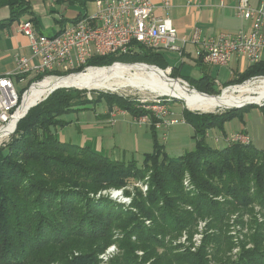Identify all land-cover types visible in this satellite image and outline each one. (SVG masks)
I'll return each instance as SVG.
<instances>
[{
	"label": "trees",
	"instance_id": "16d2710c",
	"mask_svg": "<svg viewBox=\"0 0 264 264\" xmlns=\"http://www.w3.org/2000/svg\"><path fill=\"white\" fill-rule=\"evenodd\" d=\"M73 1L83 9L94 0ZM82 9L71 22L85 15ZM1 10L8 13L5 21L0 20L1 28L28 16L41 32L28 0H0ZM68 21L62 17L57 24ZM116 62L170 67L165 54L147 49L94 58L89 64L108 67ZM172 74L180 77L175 68ZM256 76H264V62L250 66L237 82ZM184 80L202 93L215 91L209 74ZM101 101L109 112L120 108L133 118L146 113L117 94L88 99L78 89L61 88L32 107L10 141L0 146V264H100V254L112 244L118 245L120 254L109 264H264V222L252 220L254 232L239 244L234 257L238 244L229 234L228 221L238 214L237 222L243 223V215L252 214L254 205L264 210V149L253 144L216 149L205 143L210 130L224 132L239 115L184 111V121L195 132L196 150L171 159L155 140L154 152L138 165L58 139L57 128L68 125L63 115L89 105L94 108ZM258 108L264 117V106ZM186 174L196 191L184 190ZM139 183L148 185L145 193ZM112 188L133 197L132 210L106 197L95 198ZM220 196L223 202L217 200ZM200 220L207 221V233L196 252L191 247L181 252L167 242V237L178 239L185 232L191 240ZM138 251L144 253L142 258Z\"/></svg>",
	"mask_w": 264,
	"mask_h": 264
},
{
	"label": "built area",
	"instance_id": "2783aa9c",
	"mask_svg": "<svg viewBox=\"0 0 264 264\" xmlns=\"http://www.w3.org/2000/svg\"><path fill=\"white\" fill-rule=\"evenodd\" d=\"M160 1L163 8L168 10L173 0ZM155 2L156 0H95L93 12H86L79 21L66 24L53 36L37 31L30 20L20 21V30L30 41L32 56H16L15 70L0 76V146L8 143L14 136L18 123L31 109L30 107L25 110L26 101L43 84L85 75L91 70L109 68L90 65L89 62L94 58L135 55L141 49H147L156 53H176L183 59L186 49L192 45L200 47L203 62L212 67H229L235 58L251 65L264 62V0L257 6L252 5L251 0H238L236 16L243 22H251V27H243L236 33H220L209 39L198 28H194L187 36H180L171 19L155 16ZM116 65L122 64L116 62L113 66ZM172 71L170 67L166 69L168 75ZM238 77L235 74L234 80L237 81ZM263 80V76L253 77L243 84ZM177 81L189 88V83L184 79L178 78ZM213 83L215 88L224 87L219 80ZM233 87L240 86L231 85L223 89V92ZM54 91L44 93L33 106L41 103ZM118 112L120 111L117 108L110 112L111 124H115ZM157 118L160 122L156 124V129L179 124L178 119H164L162 116ZM134 119L138 125L152 124L149 115ZM221 141L228 146H247L251 144V137L245 132H235L215 139L217 145ZM184 183L187 190L192 189L189 175H186ZM144 186L145 193L148 186ZM122 191L113 192L114 198L122 199ZM128 201L131 202L130 199ZM147 224L150 225V221ZM206 225L207 222L200 221L199 230ZM199 235L202 234L194 236L195 247H191L192 251L201 244ZM186 240L187 236L182 242ZM117 250V246H113L102 253L100 264H106ZM138 255L142 256L143 252H138Z\"/></svg>",
	"mask_w": 264,
	"mask_h": 264
},
{
	"label": "rangeland",
	"instance_id": "374dc122",
	"mask_svg": "<svg viewBox=\"0 0 264 264\" xmlns=\"http://www.w3.org/2000/svg\"><path fill=\"white\" fill-rule=\"evenodd\" d=\"M53 1V2H52ZM62 1V0H61ZM32 6L35 5L38 10H48L50 5L53 6L57 12H61V15L63 17H66L69 19V21L66 24L71 23L73 19H75L79 12L81 11V7H79V4L77 2H74L73 0H63L61 4H58L55 0H30ZM252 5H255L258 1L252 0ZM254 3V4H253ZM63 5V6H62ZM257 6V5H256ZM65 7L64 12L61 10ZM94 9V3L89 1L85 7H83L82 12L85 14L86 12L90 13ZM60 10V11H58ZM89 10V11H88ZM4 13V10L0 11V16ZM53 16L56 18L55 13H53ZM48 18L50 19V26L53 25L51 30H46V34L49 36H53L54 31L56 30L54 19L48 15ZM26 17H23L21 20L24 21ZM51 28V27H50ZM54 28V29H53ZM0 27V31H1ZM188 51L192 50V58H189L188 56L181 59L176 53H164L165 57L170 65V67H173L177 70H179L180 77H175L172 73L170 75H165V77L169 78L171 81L175 80L177 81L178 78L186 79L187 77H193L198 78L199 75H202V69L200 67H197V63L195 62V59L197 58V52L193 50L191 47L187 48ZM188 51L186 53L188 54ZM121 63V62H118ZM122 65H135V64H145V63H127L122 62ZM114 65V64H113ZM112 65V66H113ZM148 65V64H147ZM154 66V65H151ZM111 67V66H109ZM157 67V66H155ZM159 68V67H157ZM162 70L163 72H166V69L159 68V70ZM227 74L225 70H220V68H214L210 72L212 73V76L217 77V75L221 74ZM226 76V75H225ZM256 77H262V76H256ZM264 77V76H263ZM222 78V77H221ZM251 79V78H250ZM238 81V80H237ZM235 82L231 85L236 86H246L245 84ZM248 81V80H247ZM253 84V83H251ZM182 85V84H179ZM229 86H224L223 89L228 88ZM187 91H189L190 94H199V90H197L196 86L189 83V88L182 85ZM20 88V87H19ZM215 91L212 93H204L208 96H223V89L221 87L214 88ZM82 91V94L85 98L92 99L98 97L101 93H112L117 94L120 96H123L125 98H128L132 100L135 104H137V108L141 109L142 111L146 112L140 116H136L134 118H140L145 115L151 116V126H154L156 129V124L160 122V119L157 118L162 116L164 119H178L179 124L163 128V129H156V133L154 134V131L151 126L148 125H138L134 122L133 117L130 114H122L120 113L122 109L117 108L120 112L116 114V124H111V117L110 116H103V109L106 107L105 101H101L96 107H94L95 111H91L87 113H80L76 111H70L66 113L64 118V121L69 123L72 120V125L68 126L62 133L60 132V128H58V139L63 143H70L73 145L80 146L81 144L85 146V141L91 142L92 146L91 148H95L93 146L103 147L104 154L108 155L112 159L121 160V162L129 163V162H137L138 165H142L145 160V156L148 154H152L155 149V140L158 142L159 146L164 150V152L168 155L171 159H178L183 157L186 153L193 152L196 150L197 145V139L195 137V132L191 125L187 124L184 121L183 118V112L187 111L192 114H206V115H216V116H227L230 113H237L239 115L237 118L229 121L225 126V131L230 132L233 129H238L240 126H243L245 122L251 126V134L254 136V146H256L259 149H264V117L261 112V110L258 108V105H249L245 106L243 108L237 109V106L230 109H224V110H217L212 113H203V112H194L187 108L186 104L180 100L173 99L171 96H158L157 92L147 87H141L140 85H130L126 86V88H120L115 90H87V89H78ZM197 91V92H196ZM199 92V93H198ZM245 101V99H242ZM44 101V100H43ZM247 104H262L264 103V97H259L258 95H254L247 99L245 102ZM244 103V104H245ZM36 106V105H35ZM258 106V107H257ZM34 107V106H33ZM93 107V106H92ZM263 107V106H262ZM32 108V107H31ZM78 109V108H77ZM76 110V109H75ZM97 115V116H96ZM99 116V120L97 117ZM91 119L94 121H99V124L91 125L88 124V122H91ZM220 129H214L213 132L207 133L205 138V143L216 149H222L228 145H225L224 141H221L220 145H217L215 142L216 138L226 137L221 135ZM247 134V133H246ZM156 135V138H155ZM229 136V135H228ZM251 144H252V138H251ZM6 145V144H5ZM3 145V146H5ZM225 145V146H224ZM2 146V147H3ZM189 175V174H186ZM186 175L183 178V187L186 192H194L196 191L192 178V189H188L185 186V178ZM142 188L143 186H148L147 184H137ZM132 189V188H131ZM117 189H107L102 190L99 192L95 198L98 199V195H101V197H106L118 205H122V207H125L127 209H131L132 204V196H125L124 190L122 191V199L120 198H114V195L112 194L115 191H121ZM148 190V189H147ZM144 192V191H143ZM226 198V197H225ZM126 199V201H125ZM127 199H130L131 202H127ZM218 201L223 202V197H218ZM132 210V209H131ZM187 210L192 211L191 207H187ZM250 210H253V213H246L243 215V223H238L236 218L238 219V214H234L230 217L229 221V234L232 235V238L234 240L235 248L232 252V256H236L237 253H239L240 250V243L245 240L246 237L251 235V232H254V226L252 225L253 219H258V222H264V210L261 208V206L254 205L251 207ZM233 217H236L233 219ZM201 222H207L206 220H200ZM199 221V223H200ZM198 223V225H199ZM146 226H150L147 224ZM254 227L253 229L251 227ZM207 231V225L202 230H199V226L197 228V231L195 232L194 236L198 233L202 234L199 235L200 239L199 244L201 241V244L196 248V252L202 245L205 232ZM207 233V232H206ZM187 236L188 240L185 242L183 241V238ZM194 236L191 240H189V234L187 232L183 233L178 239H172V237H167V242H171L172 245L178 246L180 251L183 252L186 247H195L194 243ZM203 236V237H202ZM236 239V240H235ZM117 246L118 250L119 247L117 244H112L110 247ZM181 246V247H180ZM110 247H108L104 252H106ZM117 252L115 251L113 257L106 263L109 264L110 261L118 256L120 254V250ZM142 252V251H138ZM137 252V254H138ZM144 255V253H143ZM142 255V256H143ZM101 256V254H100ZM99 256V260H100ZM139 256V255H138ZM142 256H139L142 258ZM60 264V263H56Z\"/></svg>",
	"mask_w": 264,
	"mask_h": 264
},
{
	"label": "crops",
	"instance_id": "0c3cea01",
	"mask_svg": "<svg viewBox=\"0 0 264 264\" xmlns=\"http://www.w3.org/2000/svg\"><path fill=\"white\" fill-rule=\"evenodd\" d=\"M28 1L30 2V0ZM55 1L58 4L63 3L62 2L63 0L62 1L55 0ZM257 1L258 2L254 6L258 5L261 2V0H257ZM237 3H238V0H173L171 7L168 10H165L162 6L161 1L156 0L155 16L160 17V18L171 19L173 25L175 26V28H177L180 36H187L192 32L194 28H198L203 32L204 37L209 39L211 37L217 36L220 33H236L237 31L241 30L243 27L244 28L251 27L252 25L251 22H243L240 18L236 16ZM31 7H32V12L34 13L35 17H37L40 22V30H41L40 33L47 35L46 30H51L53 27V25L50 26L49 24L50 19L48 18V15H50L54 19V23L56 27L54 34H57L60 28L66 25L65 24L64 26H62V25L57 24V20H60L63 16L61 15V12L58 13L57 10H55L54 4L53 6L50 5L48 10H45V11L38 10L36 6L35 5L32 6V4H31ZM64 10H65V7L61 11L64 12ZM94 10H95V6L92 12ZM53 13H55L56 18L53 16ZM7 17H8V13L4 11V13L0 16V20L5 21ZM25 20H30V18L26 16ZM19 23L20 21H17L9 26L1 28L2 30L0 31V76L6 75L15 70L16 56H19V55L25 56V57L32 56L30 41L26 36L22 34L20 27H19ZM189 47H191L193 50L197 52L198 56L195 59V62L197 63V67H200L202 69V75L209 74L210 77L212 78V81L219 80L222 86H227L229 84L236 82V80H234V75L235 74L238 75L239 76L238 79H239L240 76L244 74V72L250 66H252L251 64L243 60H239L235 58L231 61L229 67L220 68V70H225L227 74H223L220 71L221 74L217 75V77H214L212 76V73L210 71L213 70L214 68L216 69L217 67L206 65L203 62L200 47H197V46L195 47L192 45ZM186 51H188V49H186ZM186 51H185V57L188 56L189 58H192V50L188 51V54L186 53ZM161 53L164 54L165 52H161ZM166 53H170V52H166ZM200 63H202L201 66H200ZM170 68L174 69L173 67H170ZM202 75H199L198 78H193V77L191 78L199 79ZM89 110L95 111L92 105L81 107L78 110H74V111L88 114V112H91ZM120 113L128 114L127 112H124V111H121ZM102 115L104 117L110 116V112L107 107L103 109ZM64 117L65 116H62L61 119L64 120L65 119ZM98 118L99 116L97 117V119ZM70 121L71 122H69L68 125L60 127L61 133L68 126L72 125L73 122L72 120ZM134 122H135V119H134ZM99 123H100L99 121H94L93 119H91V122H88V124H91L94 126L95 124L97 125ZM213 131L214 129L210 130L208 133L213 132ZM235 132L247 133L252 138V144L254 145V142H253L254 136H252L251 134V126H249L246 122L243 126H240V128L238 129H233L230 132L221 131L220 133L222 136L227 137L228 135L233 134ZM57 133H58V128H57ZM84 143H86L84 144L85 146L91 148L92 146L91 142L85 141ZM98 145L99 144H97V146H93L95 148L94 149L91 148V149L97 153L105 155L102 144L101 146H98ZM80 146H83V145L81 144ZM215 148L217 147L215 146ZM260 150H263V149H260Z\"/></svg>",
	"mask_w": 264,
	"mask_h": 264
},
{
	"label": "bare ground",
	"instance_id": "6f19581e",
	"mask_svg": "<svg viewBox=\"0 0 264 264\" xmlns=\"http://www.w3.org/2000/svg\"><path fill=\"white\" fill-rule=\"evenodd\" d=\"M167 72L155 70L145 65H118L103 69L91 70L85 75L57 81H49L34 92L26 101L25 110L38 102L44 93L54 91L58 87H75L87 90H115L130 85L150 87L158 96H171L184 102L187 108L194 112L212 113L217 110L246 106L247 99L254 95L264 97V80L246 86L233 87L223 92V96L209 97L190 94L179 81L170 80ZM242 99H245L243 101ZM245 103V104H244ZM257 104V103H254ZM242 106V107H243ZM239 108V107H237Z\"/></svg>",
	"mask_w": 264,
	"mask_h": 264
},
{
	"label": "water",
	"instance_id": "95a60500",
	"mask_svg": "<svg viewBox=\"0 0 264 264\" xmlns=\"http://www.w3.org/2000/svg\"><path fill=\"white\" fill-rule=\"evenodd\" d=\"M135 65H145L147 67L154 68L155 70H158L159 71V68H157L155 66H151V65H147V64H135ZM58 88H61V87H58ZM69 88H75V87H69ZM78 89H80V88H78ZM200 94L205 95V96H208L207 94H204V93H200ZM209 97H211V96H209ZM214 97H219V96H214ZM249 105H255V104H247L246 106H249ZM256 105H258L259 107H262V106H264V103H262V104H256ZM243 107H245V106H243ZM243 107H239L237 109H240V108H243Z\"/></svg>",
	"mask_w": 264,
	"mask_h": 264
}]
</instances>
